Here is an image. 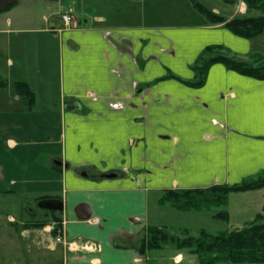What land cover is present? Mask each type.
Returning a JSON list of instances; mask_svg holds the SVG:
<instances>
[{
    "label": "crops",
    "instance_id": "crops-1",
    "mask_svg": "<svg viewBox=\"0 0 264 264\" xmlns=\"http://www.w3.org/2000/svg\"><path fill=\"white\" fill-rule=\"evenodd\" d=\"M14 6L0 19L1 88L14 90L0 109V195L18 212L7 213L0 245L18 257L0 264H199L189 249L140 245L151 228L176 236L223 220L160 204L166 191L264 172V80L213 64L201 87L183 82L207 47L248 61L253 40L74 4L56 21L42 11L25 19ZM64 12L76 27H64Z\"/></svg>",
    "mask_w": 264,
    "mask_h": 264
},
{
    "label": "trees",
    "instance_id": "trees-1",
    "mask_svg": "<svg viewBox=\"0 0 264 264\" xmlns=\"http://www.w3.org/2000/svg\"><path fill=\"white\" fill-rule=\"evenodd\" d=\"M221 1L226 4L236 3V0ZM243 1L250 14L233 18L215 13L199 0H190V4L209 25H223L241 38L254 40L264 33V0ZM14 5L8 6L3 12ZM253 57L255 59H252ZM213 64H223L244 76L264 80V57L261 54L254 53L251 60L247 61L229 55L228 50L222 46H211L203 51L192 67L195 79L183 82L191 87H201ZM6 85V81L0 78V88ZM15 92L25 98L31 106L34 104V94L25 83H16ZM259 190H264V172L234 186L168 190L160 199V204H169L179 211H209L213 207L227 206L229 196L233 193ZM215 218L228 220L229 214L222 211L217 213ZM44 224L39 226L42 227ZM58 230L59 226L55 228L54 233ZM185 234H187L185 238H178L162 229L151 228L142 239L140 251L145 253L149 250H160L166 245L173 244L179 249L191 250L198 256L199 264H264V205L262 213H257L253 221L243 228L218 233L201 230L197 237L189 235L187 231Z\"/></svg>",
    "mask_w": 264,
    "mask_h": 264
},
{
    "label": "rangeland",
    "instance_id": "rangeland-1",
    "mask_svg": "<svg viewBox=\"0 0 264 264\" xmlns=\"http://www.w3.org/2000/svg\"><path fill=\"white\" fill-rule=\"evenodd\" d=\"M207 7L211 8L215 13L221 14L227 18L249 15L247 6L243 0H236L234 4H226L221 0H199ZM83 2V5L81 4ZM74 4L84 10L98 11L102 13H110L124 15L126 13L141 15L142 20L150 24L163 25H177L184 26L190 24H205L208 22L200 16L191 6L190 0H21L14 6L15 10L23 13V17L29 18L30 15L36 16L40 13L41 16L46 15L53 21H56L57 15L61 12L64 5ZM256 14V12H253ZM97 14V13H95ZM6 12L0 14V19L4 18ZM106 18L105 16H98ZM219 26V25H210ZM255 52L264 57V33L260 37L253 40ZM252 59H255L254 57ZM248 59V61H250ZM13 87L0 88V109L5 108L7 104L5 99H9L14 93ZM264 191V190H263ZM260 192H252L249 194H231L229 204L225 207H213L210 211L220 213L227 211L230 213V220H206L208 227H204L211 233L232 231L236 228H243L249 222L253 221L257 213H262V199L261 203L256 195L259 197ZM2 197L0 195V226L7 224V213L16 214L18 208L9 206L7 208L2 204ZM195 215V214H192ZM207 216V214H204ZM211 214H209L210 217ZM208 217V216H207ZM205 225V226H207ZM2 232H0V235ZM176 237L185 238L187 234L177 233ZM191 236H198V231H194ZM0 245V261L3 257L12 258L18 257L17 254H5ZM6 258V259H7Z\"/></svg>",
    "mask_w": 264,
    "mask_h": 264
},
{
    "label": "built area",
    "instance_id": "built-area-1",
    "mask_svg": "<svg viewBox=\"0 0 264 264\" xmlns=\"http://www.w3.org/2000/svg\"><path fill=\"white\" fill-rule=\"evenodd\" d=\"M61 20L64 23V27L65 28H73L77 26V21H75L71 15L70 12H64L61 14ZM58 241H60V239H58ZM82 246H84L83 248H87V249H91L93 251H100V247L94 243H85V244H81Z\"/></svg>",
    "mask_w": 264,
    "mask_h": 264
},
{
    "label": "water",
    "instance_id": "water-1",
    "mask_svg": "<svg viewBox=\"0 0 264 264\" xmlns=\"http://www.w3.org/2000/svg\"><path fill=\"white\" fill-rule=\"evenodd\" d=\"M21 0H0V14L3 13V11L10 5L16 4L17 2H19ZM61 164V163H60ZM115 176L114 174H110V175H104L102 177H113Z\"/></svg>",
    "mask_w": 264,
    "mask_h": 264
}]
</instances>
